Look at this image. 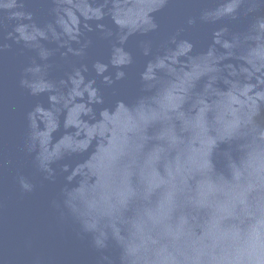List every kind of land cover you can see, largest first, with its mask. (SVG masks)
Returning a JSON list of instances; mask_svg holds the SVG:
<instances>
[{"label": "water", "instance_id": "water-1", "mask_svg": "<svg viewBox=\"0 0 264 264\" xmlns=\"http://www.w3.org/2000/svg\"><path fill=\"white\" fill-rule=\"evenodd\" d=\"M0 264H264V0H0Z\"/></svg>", "mask_w": 264, "mask_h": 264}]
</instances>
